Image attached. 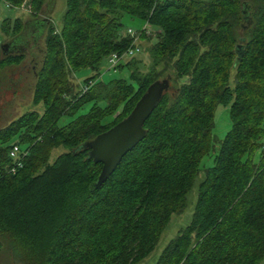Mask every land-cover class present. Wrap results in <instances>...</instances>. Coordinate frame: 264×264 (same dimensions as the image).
Masks as SVG:
<instances>
[{"label": "trees", "instance_id": "trees-1", "mask_svg": "<svg viewBox=\"0 0 264 264\" xmlns=\"http://www.w3.org/2000/svg\"><path fill=\"white\" fill-rule=\"evenodd\" d=\"M47 3L28 0L30 20L0 22L8 39H0V73L31 72V106L40 109L0 128V256L12 264H140L201 174L188 225L154 264H259L264 0H64L57 30ZM123 16L153 30L149 64L144 74L139 62L119 64L114 71L126 70L127 81L98 82L101 62L132 42L118 32ZM20 44L24 50H16ZM24 61L26 69L19 68ZM80 70L91 73L81 83L90 84L84 94L70 80ZM163 79L168 89L144 122L143 139L95 189L101 166L81 146L124 119ZM218 106L227 109L229 129L212 150ZM13 146L25 156L11 174ZM211 151V167L200 171Z\"/></svg>", "mask_w": 264, "mask_h": 264}, {"label": "rangeland", "instance_id": "rangeland-1", "mask_svg": "<svg viewBox=\"0 0 264 264\" xmlns=\"http://www.w3.org/2000/svg\"><path fill=\"white\" fill-rule=\"evenodd\" d=\"M49 4L45 7L44 12L47 16L50 18V22L52 27L57 30L60 18L64 11V0H49ZM32 13H22L19 11H13L5 9L4 4L0 3V22L3 19H19L21 22H26L31 19ZM38 18L44 19L43 16H39ZM120 22V28L118 29V32L120 35H124L126 31H131L132 33H139L144 27H147V30H149V33L144 36V38L138 39L136 42V45L139 49V53L134 55L132 58H125L121 61L120 64L125 65L129 62H139L140 66H143L144 69L140 71L141 73H145V69L147 65L149 64L147 50L150 48L151 45L154 44L155 41V35L152 33V29L145 25L144 23L130 19L126 16H123L121 18ZM40 35V34H39ZM38 35V36H39ZM37 36V37H38ZM0 39L3 43H6L8 41L7 38L0 35ZM43 39H44V32L41 33V35L38 38L37 45L40 47H43ZM33 43V42H32ZM31 44V43H30ZM29 44V45H30ZM26 44H20L18 47H16V50H24V46ZM28 45V42H27ZM15 50V51H16ZM17 52V51H16ZM29 65V64H28ZM137 66V64H136ZM22 69V67H25L26 69L27 64H25V61L18 66ZM30 72V71H29ZM31 73V72H30ZM28 74L27 77H19L18 76H12L10 77L9 72L7 70L0 73V128L7 125L9 122L15 120L19 116L23 115L24 113H28L30 111H36L40 112L39 108H33L31 106V81L28 80L29 77H31V74ZM91 76V73L88 70H80L75 73H72L70 75V80L72 84L74 85L75 89L79 91L80 86L82 85V81L88 79ZM127 71L121 70V71H113L108 69V65L105 60H103L100 64V70H99V76L97 78L98 82L107 83L112 80H123L127 81ZM89 106H84L77 115H83L88 110ZM65 122V119H61V121L58 123L60 126L62 123ZM229 129V122H228V114L227 109L222 108L220 106L216 107L214 114H213V129L211 131V138H212V150L216 149V144L213 142V140H216V142H219L222 140L224 134ZM62 151H53L50 154L49 157V163H51L55 156L61 153ZM212 154L213 151H211L207 156H205L200 164L199 169L200 171L207 169L211 167L212 165ZM201 178V174L198 175L197 179L199 180ZM194 181V185L188 192L185 200V208L183 209L182 213L178 216H173L170 221L168 222L166 228L160 235L157 245L152 251V253L140 264H154L156 259L158 258L160 252L162 249L167 245L169 241H171L179 230L186 227L190 221L192 209L195 203L196 199V181ZM2 256H0V264H12L11 258L8 254L4 255L1 253ZM264 264V259L259 263Z\"/></svg>", "mask_w": 264, "mask_h": 264}, {"label": "water", "instance_id": "water-1", "mask_svg": "<svg viewBox=\"0 0 264 264\" xmlns=\"http://www.w3.org/2000/svg\"><path fill=\"white\" fill-rule=\"evenodd\" d=\"M168 82V79H163L150 84L124 119L81 146L87 152V158L101 166L95 189L107 180L121 159L141 142L144 137L143 124L167 91Z\"/></svg>", "mask_w": 264, "mask_h": 264}, {"label": "built area", "instance_id": "built-area-1", "mask_svg": "<svg viewBox=\"0 0 264 264\" xmlns=\"http://www.w3.org/2000/svg\"><path fill=\"white\" fill-rule=\"evenodd\" d=\"M156 2H160L162 0H155ZM4 4L5 9L13 10V11H19L22 13H29L30 8L28 5V0H20V5L17 8H11L10 5H8L5 2H1ZM149 33V30H147V27H144L139 33H132L131 31H126L124 35L132 40L130 47L126 49L124 52L120 54H111L109 55L105 61L108 65V69L111 71L121 63V61L125 58H132L134 55L139 53V49L136 45V42L138 41L139 37L145 36ZM90 87V84L88 85H81L80 86V94H84ZM20 155V156H19ZM25 156L24 153H20L17 147L13 146L11 150L8 152V158L15 163L14 167L11 168L10 173L13 174L16 169H20V159H22Z\"/></svg>", "mask_w": 264, "mask_h": 264}]
</instances>
